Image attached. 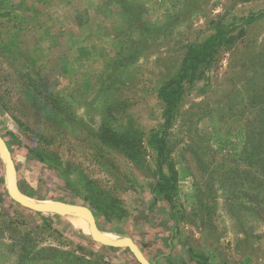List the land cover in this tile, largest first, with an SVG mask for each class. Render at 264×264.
Wrapping results in <instances>:
<instances>
[{
	"label": "rangeland",
	"instance_id": "374dc122",
	"mask_svg": "<svg viewBox=\"0 0 264 264\" xmlns=\"http://www.w3.org/2000/svg\"><path fill=\"white\" fill-rule=\"evenodd\" d=\"M230 25L184 83L159 175L157 92ZM0 136L21 193L86 206L150 263L264 264V0H0ZM73 219L14 202L0 156V264H138Z\"/></svg>",
	"mask_w": 264,
	"mask_h": 264
},
{
	"label": "trees",
	"instance_id": "16d2710c",
	"mask_svg": "<svg viewBox=\"0 0 264 264\" xmlns=\"http://www.w3.org/2000/svg\"><path fill=\"white\" fill-rule=\"evenodd\" d=\"M255 17L256 16L251 15L246 18V21L249 22ZM232 28V25L227 28L219 27L217 28L216 32L210 37L206 38L201 45L189 46L181 61L178 72L159 88L157 92V98L164 104L163 131L151 136L150 140L156 153L157 174L162 175V166L165 163L167 154L168 131L170 129L176 107L184 95V83L186 81L191 82L192 80L196 79V72L201 66L211 64L214 61L217 52L221 48L233 43L234 38L230 34ZM168 185L169 180L165 176H161V178L156 180L154 188L164 193ZM164 197L165 199H168V196ZM94 209L99 214L104 216L106 215V212H104L105 210L99 206H95ZM196 264L210 263H208L205 258H201L196 262Z\"/></svg>",
	"mask_w": 264,
	"mask_h": 264
},
{
	"label": "water",
	"instance_id": "95a60500",
	"mask_svg": "<svg viewBox=\"0 0 264 264\" xmlns=\"http://www.w3.org/2000/svg\"><path fill=\"white\" fill-rule=\"evenodd\" d=\"M0 156L4 163L7 194L14 202L37 213L74 215L87 224L88 234H86V237L88 240L107 247H127L133 254L138 264H153L143 256L130 237L119 236L114 240H109L104 233L98 230L92 212L86 206L60 201H31V199L21 193L17 185L16 168L11 157V153L1 136Z\"/></svg>",
	"mask_w": 264,
	"mask_h": 264
},
{
	"label": "bare ground",
	"instance_id": "6f19581e",
	"mask_svg": "<svg viewBox=\"0 0 264 264\" xmlns=\"http://www.w3.org/2000/svg\"><path fill=\"white\" fill-rule=\"evenodd\" d=\"M32 201V200H31ZM34 201V200H33ZM71 217L73 216L75 219H73V223L76 224L77 226H79L80 228H82L83 232L85 234H88V228H87V224L81 220L80 218L74 216V215H70ZM107 236V238L109 240H114L116 239V237H114L113 235L111 234H105Z\"/></svg>",
	"mask_w": 264,
	"mask_h": 264
}]
</instances>
